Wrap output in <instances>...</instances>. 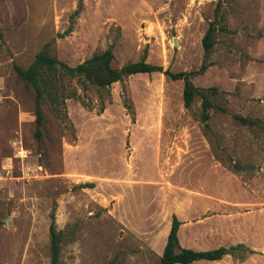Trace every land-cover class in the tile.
<instances>
[{"label":"rangeland","instance_id":"374dc122","mask_svg":"<svg viewBox=\"0 0 264 264\" xmlns=\"http://www.w3.org/2000/svg\"><path fill=\"white\" fill-rule=\"evenodd\" d=\"M0 30V264H50L52 222L59 264H160L174 216L180 248L247 250L193 264H264V0H0ZM47 44L71 68L111 50L115 69L194 72L210 119L183 81L141 74L102 98L73 83L85 105H42L37 139L14 67Z\"/></svg>","mask_w":264,"mask_h":264},{"label":"trees","instance_id":"16d2710c","mask_svg":"<svg viewBox=\"0 0 264 264\" xmlns=\"http://www.w3.org/2000/svg\"><path fill=\"white\" fill-rule=\"evenodd\" d=\"M80 8L74 12L77 16ZM216 22L209 24V27L202 39V47L205 57H210L215 37L218 31ZM219 30L223 31V28ZM2 34L0 30V42ZM45 45L42 51L38 52L33 62L26 68L19 66L14 67L17 78L22 81L25 86L31 90L34 97V115H35V136L37 139L41 137V129L45 126L46 120L42 111V105H47L55 113L61 112L67 100H77L85 105L77 90L71 89L74 83L83 93L95 91L102 98V93L108 92L109 88L124 79L141 74H163L172 81H183L184 88L182 93L183 105L186 109H190L195 97L201 99V115L200 119L206 123L210 116L209 110L212 108L207 92L197 89L191 82V77L196 73H172L169 70H163L162 67L154 66L140 60L136 63H130L121 69L112 67L113 54L111 50L93 55L89 60L71 68L60 62L56 57L52 56L48 47ZM205 70L202 67L201 73ZM209 92L216 93L215 89ZM243 125H251L252 123L246 119L236 117ZM83 188V187H81ZM181 222L174 216L172 218L170 230L166 239V244L160 258V264H193L196 262H218L224 257H236L247 250L243 245L231 246L228 248H218L208 251H195L191 249L180 248L178 240V231ZM49 252L50 264H59L60 252L62 244V233L57 231L54 222L49 228Z\"/></svg>","mask_w":264,"mask_h":264}]
</instances>
